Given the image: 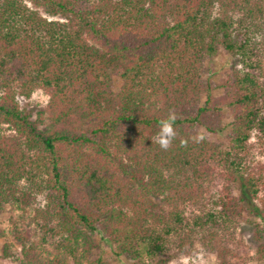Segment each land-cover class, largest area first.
Returning a JSON list of instances; mask_svg holds the SVG:
<instances>
[{"label":"trees","instance_id":"obj_1","mask_svg":"<svg viewBox=\"0 0 264 264\" xmlns=\"http://www.w3.org/2000/svg\"><path fill=\"white\" fill-rule=\"evenodd\" d=\"M219 46L238 64L216 95L204 61ZM37 90L49 101L33 118L19 97ZM170 109L177 137L164 151ZM225 110L226 146L209 138ZM253 137L264 141V0H0V214L11 238L0 259L104 264L92 259L101 234L133 264L199 253L239 264L231 227L247 210L264 224ZM257 238L264 258V226Z\"/></svg>","mask_w":264,"mask_h":264},{"label":"rangeland","instance_id":"obj_2","mask_svg":"<svg viewBox=\"0 0 264 264\" xmlns=\"http://www.w3.org/2000/svg\"><path fill=\"white\" fill-rule=\"evenodd\" d=\"M238 64V60L234 58L224 47L219 46L217 52L206 57L204 61V80L210 82L215 89L216 95L224 93V83L227 76L231 73V69ZM116 81V80H115ZM120 82H115L114 89L120 87ZM21 106L37 118L39 113L44 112L48 105L49 97L41 90L33 93L31 98L19 97ZM224 125L225 129L220 134L210 135L209 138L224 146L229 143V134L231 132L232 114L229 110L224 111ZM253 160L255 162H264V141L254 138L251 140ZM221 188V186L219 187ZM234 194L239 195L237 187L234 189ZM43 200V198H41ZM256 203L260 204L259 200ZM192 212V210H190ZM10 213L6 209L0 214V233H5V238L0 239V257L3 253L4 244L11 242V238L7 234L9 228ZM264 224L261 220L254 216V214L245 211L241 213L239 223L236 227H231V232L234 236V244L232 246L236 249L238 257L235 262L239 264H264V258L258 254L259 242L257 232L262 231ZM96 247L93 250L92 259H101L104 264H133L132 260L127 257L117 258L114 254L116 245L110 243L101 234L95 236ZM16 252V247L12 249ZM0 264H16L11 260L0 259ZM84 264H88L85 262ZM169 264H218L216 255H205L199 253L192 257L174 258Z\"/></svg>","mask_w":264,"mask_h":264},{"label":"clouds","instance_id":"obj_3","mask_svg":"<svg viewBox=\"0 0 264 264\" xmlns=\"http://www.w3.org/2000/svg\"><path fill=\"white\" fill-rule=\"evenodd\" d=\"M177 119L178 115L176 111L174 109H170L167 118L159 122L160 131L157 136V142L160 148L164 151H167L172 147L173 141L177 137V130L175 127ZM189 139H191L193 143H201L204 141L205 135L203 133H199ZM189 139H181L180 146L187 147Z\"/></svg>","mask_w":264,"mask_h":264}]
</instances>
